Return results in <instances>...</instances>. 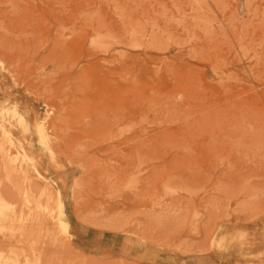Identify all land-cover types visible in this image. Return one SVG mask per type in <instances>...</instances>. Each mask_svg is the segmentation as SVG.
Instances as JSON below:
<instances>
[{
	"label": "rangeland",
	"instance_id": "1",
	"mask_svg": "<svg viewBox=\"0 0 264 264\" xmlns=\"http://www.w3.org/2000/svg\"><path fill=\"white\" fill-rule=\"evenodd\" d=\"M199 1L0 0V264H235L225 232L264 223V0L181 32Z\"/></svg>",
	"mask_w": 264,
	"mask_h": 264
},
{
	"label": "bare ground",
	"instance_id": "2",
	"mask_svg": "<svg viewBox=\"0 0 264 264\" xmlns=\"http://www.w3.org/2000/svg\"><path fill=\"white\" fill-rule=\"evenodd\" d=\"M218 0H206V2H197L192 7L184 8V18L181 22V32H193L197 36L199 33L208 34L212 31L211 18L206 13V9L211 6H217L219 2ZM249 1V0H245ZM258 1V0H257ZM250 2L254 5L257 4L255 0H250ZM264 5V2L261 3ZM248 4L246 3V6ZM251 7V5H250ZM254 8V7H253ZM251 12L252 17L257 18V26H260L263 34L261 38L264 37V7L262 9H258L255 6L254 9H248L247 13ZM256 26V25H255ZM160 33L158 30L152 32L149 30L146 33V45H156L157 39ZM260 38V39H261ZM151 48V47H150ZM148 50V48L146 47ZM36 126L33 127L35 129ZM47 157V161H48ZM57 163H52L48 161L47 168L52 167ZM62 210L58 208L55 212V221L56 225L59 226L60 230H63L64 234L68 237L74 235L72 230L69 228L68 222L62 217ZM219 247L222 248V256L226 259L230 256L235 255V264H264V223L260 225H256L252 228H244L240 227L238 229H230L225 232L224 237L221 239L219 243ZM28 249L33 253H38L39 249L30 245ZM41 253V252H40ZM38 253V254H40ZM223 260V261H222ZM240 260L243 262L241 263ZM220 263L225 264L223 257H220Z\"/></svg>",
	"mask_w": 264,
	"mask_h": 264
}]
</instances>
